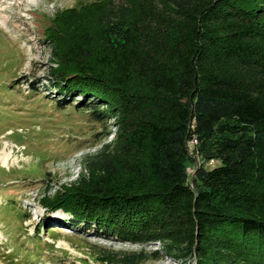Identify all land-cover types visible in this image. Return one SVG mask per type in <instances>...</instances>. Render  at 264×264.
Listing matches in <instances>:
<instances>
[{
  "label": "trees",
  "instance_id": "trees-1",
  "mask_svg": "<svg viewBox=\"0 0 264 264\" xmlns=\"http://www.w3.org/2000/svg\"><path fill=\"white\" fill-rule=\"evenodd\" d=\"M54 25L57 107L115 131L46 208L141 247L107 264H264V0H97Z\"/></svg>",
  "mask_w": 264,
  "mask_h": 264
},
{
  "label": "rangeland",
  "instance_id": "rangeland-1",
  "mask_svg": "<svg viewBox=\"0 0 264 264\" xmlns=\"http://www.w3.org/2000/svg\"><path fill=\"white\" fill-rule=\"evenodd\" d=\"M93 1L33 6L24 0L26 9L10 10L7 25H0V153L12 152L9 165L0 161V264H107L102 257L110 251L141 249L76 227L69 215L50 212L41 201L76 182L86 173L84 158L113 139L114 126L95 122L88 110L74 108L76 102L59 109L62 96L50 87L54 20ZM145 264L178 263L163 258Z\"/></svg>",
  "mask_w": 264,
  "mask_h": 264
},
{
  "label": "bare ground",
  "instance_id": "bare-ground-1",
  "mask_svg": "<svg viewBox=\"0 0 264 264\" xmlns=\"http://www.w3.org/2000/svg\"><path fill=\"white\" fill-rule=\"evenodd\" d=\"M30 2L33 6H38L40 4V0H30ZM14 8H18L23 12L25 8L24 0H0V25H7L9 21L5 19L4 14H7ZM26 13L29 14V11H26ZM11 158L12 152L4 150L2 153H0V161L4 165H9V161Z\"/></svg>",
  "mask_w": 264,
  "mask_h": 264
}]
</instances>
